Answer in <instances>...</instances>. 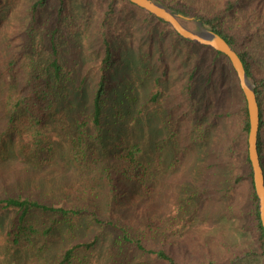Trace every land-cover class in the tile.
<instances>
[{"label": "trees", "instance_id": "1", "mask_svg": "<svg viewBox=\"0 0 264 264\" xmlns=\"http://www.w3.org/2000/svg\"><path fill=\"white\" fill-rule=\"evenodd\" d=\"M156 1L174 12L194 17L225 38L239 54L254 84L260 108L257 145L264 171V56L249 46L253 34L264 29V1L253 0L250 10L241 15L237 13L246 0ZM18 2H22L17 10L24 23L14 29L8 44L0 38V116L4 122L0 126V161L7 157L6 140L16 138L17 153L34 167L56 165L73 169L74 183L63 185L58 191L64 197L85 201L75 205L65 200L47 203L31 195L0 196V208L16 212L13 224L0 234V243L19 250H36L38 254L57 229L65 225L73 228L84 219L99 231L88 239L75 241L55 261L45 264H91L88 253L100 237L107 238L104 264H264V228L248 155L247 103L228 57L183 38L167 22L129 0H0V22L2 8L8 5L10 11ZM121 7L126 9V19L136 17L134 21L147 28V44L139 54L143 73L148 74L154 41L158 46L168 38L169 47L180 46L183 50L187 64L185 82L170 93L171 112L163 120L171 126L163 141L171 140L173 152L177 153L169 166L180 161L190 147L205 142L210 125L217 120L228 122L214 150L210 167H215V171L208 178L203 195L222 202L216 215L229 224H238L228 225L202 240L190 238L183 246L167 241V221L155 213L153 205L155 184L167 170L163 144L151 148L136 139L132 129V121L140 120L147 104L157 100L158 92L149 95L136 111L132 80L113 84L122 62L133 64L128 57L131 42L119 43L113 34L114 18ZM89 23H94L91 43H96L102 57L88 68L87 73L96 71L97 78L84 109L70 114L63 103L83 89L87 76L78 81L73 69L60 61L59 40L63 32L74 35ZM157 31L160 35L155 38ZM158 63L166 74L162 52ZM211 82L220 87L219 108L214 121L205 126L204 89ZM76 102L73 107L81 105ZM132 110V125L120 128L111 139L106 132L107 123L119 124ZM183 119L190 123L180 134L177 126ZM124 181L135 189L132 214H124L119 208L125 193L121 188ZM91 198L101 199L102 204ZM237 231L249 234L242 244L229 240L228 233Z\"/></svg>", "mask_w": 264, "mask_h": 264}, {"label": "rangeland", "instance_id": "2", "mask_svg": "<svg viewBox=\"0 0 264 264\" xmlns=\"http://www.w3.org/2000/svg\"><path fill=\"white\" fill-rule=\"evenodd\" d=\"M21 4L22 2H18L10 11H8V5L2 8L1 15L3 19L0 22V38L5 45L12 39L14 29H20L24 23V18L18 14L17 10L22 6ZM252 4L253 0H246L237 15L248 12ZM125 15L126 9L121 7V11L114 18L112 29L119 43L131 42L132 46L130 55L128 52V57L133 59L131 61L133 64L130 66L123 61L124 63L122 62L115 73L113 84L128 79L132 80L135 87L133 96L136 97L134 104L136 111L142 107L148 96H151L153 92H158V97L154 104H147L140 120L132 121L133 125L130 121L135 114L134 110L117 125L112 122L107 123L106 132H108L111 139H114L120 128H127L132 125L136 139L142 140L151 148H154L158 143L163 144L162 150L167 170L155 184L153 205L155 213L167 221L168 229L165 232L167 241L183 246L188 244L190 238L202 240L224 230L228 225L238 224V221H231L229 224L228 220L216 215L215 212L222 202L203 195L207 180L215 171V167H210L215 158L214 150L218 147L219 138L225 132L228 122L217 120L215 124L210 125L206 133V141H201L190 147L182 153L180 161H176L177 163L175 162L172 167L169 166L175 160L174 157L177 156V153L173 152L171 140L167 143L163 141L171 127L168 123H163V120L171 112L170 93L178 90L185 82L186 73L184 70L187 64L183 59V50L180 46L176 48L169 47L168 38L162 40L158 46L157 41H154L148 74L143 73L139 67V54L147 44V41L144 40L146 39L147 28H141L137 21H134L136 17L126 19ZM185 17L186 19H183V22L189 28L198 29L199 23L194 17ZM159 35L160 32L157 31L154 36L156 38ZM92 37H94V23H89L74 35L69 31L63 32L59 40L60 61L65 66L73 69L74 76L78 81L83 76H87L83 89L80 92L77 91L76 95H71L63 103L65 110L70 114L79 113L84 109V102L89 96L90 87L97 78L96 71L87 73L89 66L102 57L96 43H91ZM159 45L162 46V51ZM249 46L250 50H256L258 54L264 56V29H258L253 34L249 39ZM161 52L163 63L167 68L166 74L163 73L162 64L158 63ZM208 57L210 58V54ZM156 79H158L157 83H155ZM72 87L74 88L75 85L72 84ZM117 94L119 97L120 93ZM219 95L220 87L215 82H211L204 89L203 110L205 117L203 118V124L205 126L214 121V116L219 108L217 106ZM76 101H79L81 105L73 107V102ZM79 102H76V104ZM173 116L175 120L176 115L173 114ZM2 123L4 122L0 116V126H2ZM189 123L186 119L179 122L177 129L180 134L187 130ZM16 146V138L6 140L7 157L5 160L0 161L1 197L22 194L37 197L47 203H60L65 200L75 205H80L85 201L84 198L75 200L74 198L64 197L58 191L63 185L74 183L76 173L73 169H61L56 165L36 168L17 153ZM121 188L125 193L120 202V211L124 214H132L135 189H133L131 183L126 181L121 183ZM98 198H101V196ZM95 200L102 204L101 199H92V201ZM15 215L14 210L0 208V234H4L13 224ZM98 231V228L86 220L80 219L73 228L65 225L57 229L48 238L44 250L38 254L35 253L36 250H19L11 244L0 243V264L51 263L58 258L67 246L75 241L88 239ZM228 237L233 244H242L247 240L249 234L237 231L228 233ZM106 243L107 238L100 237L96 247L88 253V260L91 264H104L107 261Z\"/></svg>", "mask_w": 264, "mask_h": 264}, {"label": "water", "instance_id": "3", "mask_svg": "<svg viewBox=\"0 0 264 264\" xmlns=\"http://www.w3.org/2000/svg\"><path fill=\"white\" fill-rule=\"evenodd\" d=\"M146 12L167 22L183 38L207 45L225 54L237 73L241 89L244 93L249 116L248 155L252 166L253 180L258 197L259 214L264 228V171L258 152V132L260 126V108L257 101L254 84L245 70L237 51L220 34L199 23L198 29L189 28L180 13L172 11L165 4L156 0H129Z\"/></svg>", "mask_w": 264, "mask_h": 264}]
</instances>
